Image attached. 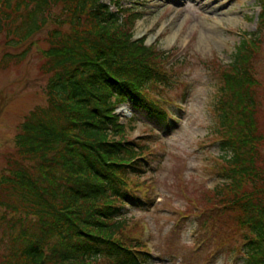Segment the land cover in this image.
<instances>
[{"label": "trees", "instance_id": "1", "mask_svg": "<svg viewBox=\"0 0 264 264\" xmlns=\"http://www.w3.org/2000/svg\"><path fill=\"white\" fill-rule=\"evenodd\" d=\"M262 11L261 24L264 5ZM119 21L102 0H0V41L10 48L26 45L20 53L5 52L2 67L23 61L34 36L53 24L42 66L49 75L47 105L32 110L20 127L18 140L29 142L17 151L20 160L9 163L18 179L0 181V264L149 259L126 226L127 206L144 203L131 177L146 169L145 148L108 139L119 131L112 97L130 99L152 130V120L169 126L168 110L148 94V85L166 86L180 61L134 38ZM112 23L121 34L109 32ZM257 48L258 41L242 39L222 71L216 103L223 160L216 196L238 211L246 230L239 256L244 264H264V167H256L264 136L260 82L251 66Z\"/></svg>", "mask_w": 264, "mask_h": 264}, {"label": "rangeland", "instance_id": "2", "mask_svg": "<svg viewBox=\"0 0 264 264\" xmlns=\"http://www.w3.org/2000/svg\"><path fill=\"white\" fill-rule=\"evenodd\" d=\"M102 1L119 13L118 24H125L134 38L143 37L147 45L180 61L170 83L148 85V94L168 110L169 126L152 120L157 127L152 130L130 99L112 97L118 121L113 128L119 131L108 139L135 141L146 153L145 171L131 177L144 203L133 201L126 209L128 234L141 240L145 254L139 256L149 258L140 264H244L239 256L246 230L238 211L216 196L223 162L216 103L222 71L242 39L258 41L251 66L260 82L258 123L264 136V0ZM52 27L34 36L23 61L0 65V181H8L7 175L18 179L9 163L20 160L17 151L29 142L18 140L20 127L32 110L47 105L49 75L42 66ZM121 28L108 26L110 33L121 34ZM25 47L10 48L0 41V61L5 52L16 54ZM132 115L139 119H130ZM260 154L256 167H264V139Z\"/></svg>", "mask_w": 264, "mask_h": 264}]
</instances>
